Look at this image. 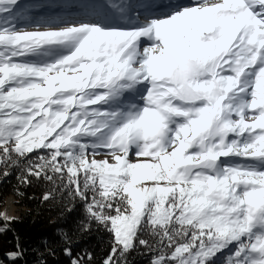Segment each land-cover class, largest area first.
I'll list each match as a JSON object with an SVG mask.
<instances>
[{
  "label": "snow or ice",
  "instance_id": "1",
  "mask_svg": "<svg viewBox=\"0 0 264 264\" xmlns=\"http://www.w3.org/2000/svg\"><path fill=\"white\" fill-rule=\"evenodd\" d=\"M14 171L50 185L42 202L83 204L78 232L111 234L103 264L140 246L149 264H264V0H0V178ZM15 220L0 212V235Z\"/></svg>",
  "mask_w": 264,
  "mask_h": 264
},
{
  "label": "trees",
  "instance_id": "2",
  "mask_svg": "<svg viewBox=\"0 0 264 264\" xmlns=\"http://www.w3.org/2000/svg\"><path fill=\"white\" fill-rule=\"evenodd\" d=\"M16 177L17 172L14 171L11 176L0 178V212H3L5 202L11 196L15 198L16 206L21 209L20 216L11 224L10 230L0 235V260L5 264H13L7 254L16 250V238L19 237L24 257L15 264H37V250L45 251V242L56 253L55 256L46 257L47 264H70L69 258L63 254L61 240V233L68 232L74 240V253L87 250L94 256L93 264H103L111 250V234L95 226L90 232H78V224L84 219L83 204L77 203L72 212H65L64 202H42L44 193L50 188L49 184L33 179L30 186L23 187L18 184ZM17 187H20L23 196L16 194ZM128 259L129 264H149L151 253H147L140 246L129 254Z\"/></svg>",
  "mask_w": 264,
  "mask_h": 264
},
{
  "label": "rangeland",
  "instance_id": "3",
  "mask_svg": "<svg viewBox=\"0 0 264 264\" xmlns=\"http://www.w3.org/2000/svg\"><path fill=\"white\" fill-rule=\"evenodd\" d=\"M22 2H25V0H22ZM29 2H30V0H29ZM58 10H59V8H58ZM41 11H43V13L44 12H48L49 13V12L53 11V9H49V10L43 9ZM27 30L34 31V30H37V29L35 27H29V28H27ZM39 30H45V29H39ZM9 201H11V204L13 206V209H12L11 213L8 214L6 212V207H7L8 203H9ZM20 211H21V209H19L16 206V204H15V198L13 196L8 197L7 200H6V202H5V206H4L3 212H6L8 215H10L12 217H15L17 219L20 216Z\"/></svg>",
  "mask_w": 264,
  "mask_h": 264
},
{
  "label": "bare ground",
  "instance_id": "4",
  "mask_svg": "<svg viewBox=\"0 0 264 264\" xmlns=\"http://www.w3.org/2000/svg\"><path fill=\"white\" fill-rule=\"evenodd\" d=\"M165 2H168V0H165ZM171 2H178L181 4L189 5V4H192L193 0H171ZM12 209H13V206L11 204V201H9V203L6 207V212L9 214V213H11ZM218 264H219V262H218Z\"/></svg>",
  "mask_w": 264,
  "mask_h": 264
}]
</instances>
